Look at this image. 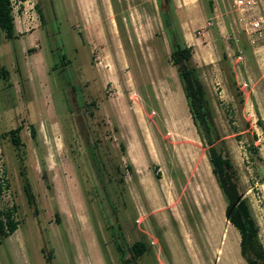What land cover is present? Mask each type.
<instances>
[{
  "label": "rangeland",
  "instance_id": "1",
  "mask_svg": "<svg viewBox=\"0 0 264 264\" xmlns=\"http://www.w3.org/2000/svg\"><path fill=\"white\" fill-rule=\"evenodd\" d=\"M212 1V9L207 0H170L165 7L191 47L210 129L195 125L188 109L170 57L164 0H115L114 7L111 0L16 3V38L0 31V68L8 70L0 79V206H14L19 225L0 242V264H106L103 249L111 264H123L116 226L129 244L149 243L138 264H187L182 251L189 249L213 264L217 247V264H247L207 148L210 138L227 151L238 192L257 224L264 42L249 44L230 0ZM62 54L67 63L60 59L55 68ZM179 115L186 116V126ZM18 125L15 145L8 131ZM95 137L105 186L87 157ZM129 159L135 175L126 169ZM227 226L236 231L222 238ZM259 241L264 251L263 236Z\"/></svg>",
  "mask_w": 264,
  "mask_h": 264
},
{
  "label": "trees",
  "instance_id": "2",
  "mask_svg": "<svg viewBox=\"0 0 264 264\" xmlns=\"http://www.w3.org/2000/svg\"><path fill=\"white\" fill-rule=\"evenodd\" d=\"M170 1V0H167ZM209 8L212 9L213 1L207 0ZM115 0H111V4L115 6ZM161 10L164 25L169 33L171 41V61L177 67L178 76L181 82L184 97L186 99L188 109L190 111L193 123L196 125L197 121L203 125L204 129H210L205 86L199 76L198 67L193 63L191 47L186 44L183 38L177 35L172 27L173 18L169 11L165 8ZM41 16V15H40ZM118 21L119 18H117ZM117 21V22H118ZM119 24V23H118ZM122 31L121 27L119 28ZM0 31L9 40H14L17 36L14 23V16L12 13L11 0H0ZM174 37V40H173ZM66 61V55H61ZM54 67H58V62H55ZM17 71L19 69L17 68ZM8 76V70L0 68V79L6 80ZM74 88V86H72ZM95 102L91 101L88 105L94 106ZM89 107V106H88ZM92 114V111L90 110ZM259 121V120H258ZM260 126L264 132V126L261 121ZM21 126H16L8 131L10 140L13 144H20L19 130ZM114 131L118 133V127L114 126ZM5 133H0V137L3 138ZM30 134L34 140H36V129L33 125L30 126ZM213 140L208 138L207 156L211 165V171L216 179L219 189L221 190L224 198L227 201L225 214L230 209L236 198L240 195L237 188L236 171L233 167V163L230 157L222 147H216L213 144ZM120 150L123 154H126V146L122 140L119 142ZM101 140L99 137H95L94 141L87 144V157L92 164L94 171L102 184H104V164L101 160L103 156V150L101 148ZM132 175L136 174L133 163L129 159V163L126 166ZM42 176L47 182L46 169L42 164ZM116 172L120 173V167L115 166ZM156 176L159 177V172H156ZM120 182H123V176L119 177ZM99 181V182H100ZM49 184V183H48ZM4 180L0 174V197L4 189ZM26 190L29 189L26 187ZM30 202H33V196L28 193ZM14 208V206H13ZM13 208L3 209L0 206V242L8 235L13 233L18 225L19 221L13 216ZM58 212H55V216L59 221ZM232 225L236 227L240 234V253L245 259L247 264H264V251L258 237V227L254 219L251 216L249 207L246 201L241 197L237 204L232 208L229 217L227 218ZM116 232L118 233V240H115V245L120 254V259L123 264H138V260L141 256L149 251V243L144 239L134 240L132 243H128L126 238L123 237L122 230L116 226ZM160 239V238H159ZM161 240V239H160ZM163 246L166 249V244L163 242ZM103 248V246H102ZM103 255L106 264H111L108 256L103 249ZM48 258V257H47Z\"/></svg>",
  "mask_w": 264,
  "mask_h": 264
},
{
  "label": "built area",
  "instance_id": "3",
  "mask_svg": "<svg viewBox=\"0 0 264 264\" xmlns=\"http://www.w3.org/2000/svg\"><path fill=\"white\" fill-rule=\"evenodd\" d=\"M19 1L11 0L12 8ZM230 3H233V10L237 16L239 29L245 34L249 44L253 47L261 46L264 42V0H230ZM208 24H210V21ZM262 186V194L258 196L257 201L260 204V217L263 221L261 236L264 238V181Z\"/></svg>",
  "mask_w": 264,
  "mask_h": 264
},
{
  "label": "crops",
  "instance_id": "4",
  "mask_svg": "<svg viewBox=\"0 0 264 264\" xmlns=\"http://www.w3.org/2000/svg\"><path fill=\"white\" fill-rule=\"evenodd\" d=\"M185 116V115H184ZM184 116H180L179 118H178V116H177V121L179 122L180 121V124L182 123V125L184 126H186L187 125V121H186V116L184 117ZM183 117H184V119H185V121L183 120ZM182 118V119H181ZM184 121V122H183ZM184 123V124H183ZM226 209V208H225ZM230 222V221H229ZM234 226V225H233ZM257 226H258V236H261L262 235V227H263V221H262V218L259 216L258 218H257ZM235 227V226H234ZM236 228V227H235ZM235 228H230L229 226H227L224 230H222V238L223 237H227V234H226V232H228V231H230V229H232L233 231H234V233H235ZM232 238H234V237H232ZM260 238V237H259ZM222 241V240H221ZM239 249H240V244H239ZM188 252H185L184 250L182 251L183 252V254H184V257H185V259H186V263L187 264H211V262L209 261V260H207L206 258H201L200 256H198L197 254H195V256L193 257L192 256V252L193 253H195L194 251H192L191 252V250L189 249V250H187ZM214 252H215V259H214V262H213V264H217V260H218V258H219V252H220V247H217V249L216 250H214ZM216 252L218 253V256H216ZM241 254V253H240ZM245 260V259H244ZM207 261H209V262H207Z\"/></svg>",
  "mask_w": 264,
  "mask_h": 264
},
{
  "label": "water",
  "instance_id": "5",
  "mask_svg": "<svg viewBox=\"0 0 264 264\" xmlns=\"http://www.w3.org/2000/svg\"><path fill=\"white\" fill-rule=\"evenodd\" d=\"M164 1H165L164 4H160V8H162V9H165V7L167 6V0H164ZM173 40H174V37H173ZM241 197H242V195L240 194V195L236 198V200L234 201V203L231 205L230 209H229L228 212L226 213V218L229 217L232 208L237 204V202L240 200Z\"/></svg>",
  "mask_w": 264,
  "mask_h": 264
},
{
  "label": "bare ground",
  "instance_id": "6",
  "mask_svg": "<svg viewBox=\"0 0 264 264\" xmlns=\"http://www.w3.org/2000/svg\"><path fill=\"white\" fill-rule=\"evenodd\" d=\"M182 105H183V104H182ZM173 108H174V107H173ZM181 116H182V115H181ZM183 116H184V115H183ZM179 117H180V115L178 116V118H179ZM184 117H185V116H184ZM184 117H183V120L185 121ZM178 118H177V119H178ZM181 119H182V118H181ZM184 121H183V122H184ZM179 122H180V121H179ZM176 123H177V122H176ZM181 124H182V123H181ZM183 124H184V123H183ZM184 126H185V125H184ZM178 130H179V129H178ZM197 159H198V158H197ZM234 242H235V241L233 240V241H232V243H233V244H232L233 247H234ZM236 262H237V261H236ZM236 262H235V263H236Z\"/></svg>",
  "mask_w": 264,
  "mask_h": 264
},
{
  "label": "flooded vegetation",
  "instance_id": "7",
  "mask_svg": "<svg viewBox=\"0 0 264 264\" xmlns=\"http://www.w3.org/2000/svg\"><path fill=\"white\" fill-rule=\"evenodd\" d=\"M58 59H59V60H58V63H59L60 59H61V61H62L63 63L65 62V59H64L62 56H60Z\"/></svg>",
  "mask_w": 264,
  "mask_h": 264
}]
</instances>
